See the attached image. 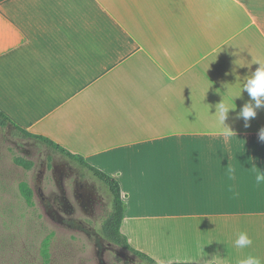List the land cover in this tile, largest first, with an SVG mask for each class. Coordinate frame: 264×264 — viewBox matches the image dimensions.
<instances>
[{"label":"crops","instance_id":"0c3cea01","mask_svg":"<svg viewBox=\"0 0 264 264\" xmlns=\"http://www.w3.org/2000/svg\"><path fill=\"white\" fill-rule=\"evenodd\" d=\"M260 63L264 0H0L6 126L115 179L122 232L158 264H264V187L249 163L264 170V108L239 116L255 104L243 85ZM223 98L237 106L228 144ZM34 139L88 184V167ZM54 181L48 194L62 195ZM32 196L0 179V201ZM241 233L251 245L236 246Z\"/></svg>","mask_w":264,"mask_h":264},{"label":"rangeland","instance_id":"374dc122","mask_svg":"<svg viewBox=\"0 0 264 264\" xmlns=\"http://www.w3.org/2000/svg\"><path fill=\"white\" fill-rule=\"evenodd\" d=\"M60 158L42 141L0 126V179L23 182L33 194L31 206L17 198L0 201V264H151L103 235L112 196L108 186L91 173L82 175L100 197L95 214L81 208L73 197L74 215L65 211L58 215L47 205L40 188L51 196L53 167Z\"/></svg>","mask_w":264,"mask_h":264},{"label":"clouds","instance_id":"9594fccd","mask_svg":"<svg viewBox=\"0 0 264 264\" xmlns=\"http://www.w3.org/2000/svg\"><path fill=\"white\" fill-rule=\"evenodd\" d=\"M260 66L252 73L251 77L246 80L243 85V91L246 90L252 101H255V104L251 102L245 104L239 112V116L242 117L246 122L251 118H254L257 114V109L264 108V63H260ZM229 91V90H228ZM237 98V97H236ZM237 106L232 107L223 98V101L216 105V113L219 122L224 126L223 130L220 132L223 143L228 144L230 141L236 139L235 133L231 130L230 127L225 125V120L228 118V114L231 110H235ZM246 126L247 123H246ZM260 141L264 142V129H261L259 132ZM241 145H244V141H240ZM253 166L250 168L254 172V185L256 187H264V170H262L253 160H249ZM228 179L235 180L236 178V168L228 167L227 168ZM231 191L232 189L229 188ZM237 247H247L252 244V240L248 237L246 233H241L239 238L235 241ZM214 264H220V261L214 258ZM238 264H261V259L255 256H249L246 259L240 260Z\"/></svg>","mask_w":264,"mask_h":264},{"label":"trees","instance_id":"16d2710c","mask_svg":"<svg viewBox=\"0 0 264 264\" xmlns=\"http://www.w3.org/2000/svg\"><path fill=\"white\" fill-rule=\"evenodd\" d=\"M9 121H10L9 118L2 111H0V126H5L7 122ZM20 130L23 132L25 136L43 140L45 143L53 146L55 149L62 151L67 156H70L71 158H76L77 160L81 162V164L88 167L96 178L104 182L111 191L112 210L109 213V215L106 217V219L103 221V224H102L103 235L105 236V238H107L109 241H111L115 245L134 253L135 255L142 258L143 260L148 261L151 264H158L149 255L132 247L129 242L128 237L122 232L121 225L123 222L124 204H123L122 197H121V187L115 179L99 171L98 169L88 165L87 163H85L83 158L77 157L71 154L69 151L55 144L53 141L45 137L32 135L31 133H28L27 131L23 129H20Z\"/></svg>","mask_w":264,"mask_h":264},{"label":"flooded vegetation","instance_id":"af4514ba","mask_svg":"<svg viewBox=\"0 0 264 264\" xmlns=\"http://www.w3.org/2000/svg\"><path fill=\"white\" fill-rule=\"evenodd\" d=\"M43 172L44 171H42L41 174H43ZM54 176L58 181L57 183L60 184L62 195L51 197L46 195L41 188L40 191L43 200L48 206L54 207L55 213L58 215L60 213L61 215L62 211H65L66 213L74 215L77 212L75 205L70 203V192L72 197L77 200L78 205L85 211L92 214L98 211L100 207V197L98 193L92 188L93 185L86 184L81 178V174L71 165H56ZM78 187H80V191H78ZM55 205H57V207ZM79 222L82 223L83 221L79 220Z\"/></svg>","mask_w":264,"mask_h":264}]
</instances>
